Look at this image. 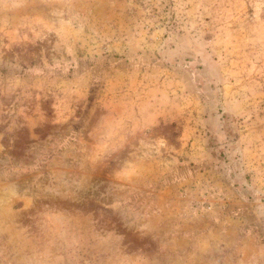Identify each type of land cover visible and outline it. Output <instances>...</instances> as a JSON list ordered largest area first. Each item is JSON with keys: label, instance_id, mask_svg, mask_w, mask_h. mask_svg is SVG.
Returning <instances> with one entry per match:
<instances>
[{"label": "rangeland", "instance_id": "1", "mask_svg": "<svg viewBox=\"0 0 264 264\" xmlns=\"http://www.w3.org/2000/svg\"><path fill=\"white\" fill-rule=\"evenodd\" d=\"M0 264H264V0H0Z\"/></svg>", "mask_w": 264, "mask_h": 264}]
</instances>
